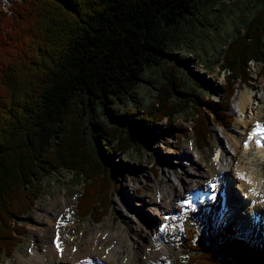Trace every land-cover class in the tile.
I'll return each instance as SVG.
<instances>
[{
	"label": "trees",
	"instance_id": "trees-1",
	"mask_svg": "<svg viewBox=\"0 0 264 264\" xmlns=\"http://www.w3.org/2000/svg\"><path fill=\"white\" fill-rule=\"evenodd\" d=\"M9 1L0 3V260L22 243L27 228L15 217L32 212L46 175L64 169L83 179L79 218L108 214L115 166L102 153L126 155L133 147V133L116 118L137 116L131 102L138 89L151 100L141 119L156 126L167 120L172 129L193 110L186 131L204 149L212 125L229 127L231 97L250 82V61L264 62V0L251 2L255 13L223 53L224 103L205 107L179 90L185 77L167 50L188 44L186 32L202 35L200 18L216 0ZM235 233L208 238L189 227L182 243L189 263L264 264V249Z\"/></svg>",
	"mask_w": 264,
	"mask_h": 264
},
{
	"label": "rangeland",
	"instance_id": "rangeland-1",
	"mask_svg": "<svg viewBox=\"0 0 264 264\" xmlns=\"http://www.w3.org/2000/svg\"><path fill=\"white\" fill-rule=\"evenodd\" d=\"M217 1L218 0H216L215 3L212 1L211 4L214 9L211 10L210 13L209 10L206 11L208 14L200 18L207 24V26L202 27L203 33L201 36H197L195 32L192 34L186 32L188 36L186 37V41H188V44L182 47L174 44L167 50L169 52L167 58L172 59L174 55L176 56L175 64L180 68L181 73H183L185 77V82L180 83L181 88H179V90L187 93V97L193 96L196 98V103L203 107L207 104L213 106L215 102L224 103L227 75L220 69V64L223 61V53L230 37L232 39L239 31L244 32L243 27L248 19L255 13L254 9L250 10L251 2L254 0H223L221 3H217ZM0 3H5V7L11 4L9 0H0ZM249 68L251 73L250 82L246 85L243 84L234 96L231 97L230 112L233 113V120L229 128H224L226 130L231 129L235 125L237 114L241 113L237 112L238 108H235L234 101L242 91H246L248 94L257 92L258 95H264V62L250 61ZM151 72L149 71L146 76H149ZM151 76L154 77L155 74L151 73ZM149 79H151V77H149ZM154 86H156L155 80L149 82L148 87L150 90H152V88L154 89ZM137 93H135L137 96L133 98L134 102H131L134 106L133 108L137 111V116L130 117L127 116L126 113H123L116 118V122L126 126L133 133L135 138L133 147L128 150L126 155L115 151L102 153L103 160L115 166V188L108 214L100 221H94L92 216H87L86 218L77 217L75 206L77 204L78 195L81 194L84 188L83 179H77L75 175L64 169L46 175L43 181L38 184L42 190L32 212L24 216L15 217L16 220L14 223L24 225L27 228V232L22 236V243L14 250L10 257H2L0 264H5L11 258L15 261L19 253L29 257L33 252L34 244H37L39 241L45 242L48 235L51 236L50 239H53L52 236H54V231L50 234L33 231L34 228L31 224L33 223L35 215L42 217L45 208H49L54 199L57 200L65 196L68 204L67 208L64 207L62 213L57 217L61 226L56 232L60 233L61 240H64L65 243L69 242L75 245L82 240L84 233L87 234L86 232L90 230L93 224H106L107 219L113 213L112 210L114 209L113 205L115 199L126 201L128 206L142 210L145 214L150 216L148 217L149 220L156 221L159 220V218H157V212L159 213V211H153V208L150 210L146 209V203L150 200V194H152L156 183L160 184V187H163L164 184H169L170 182V184H173L171 189L174 191V194H178L179 192L183 193V178L187 169L194 170V165L205 173H208L212 169V162L216 160L217 156L216 148L222 138V135L217 134V131H215V128L219 126L212 125L213 136L211 144L209 147L200 150L194 143L193 133L191 131H186V129L192 125V122L189 121V116L193 110L178 117L172 123V129H170L169 126L167 127V120L158 122L159 126H156L141 119L147 106L150 105L151 100L145 99V94L142 96L140 94V89L137 90ZM256 101L257 100L254 101L253 99L250 103V107H254ZM106 107L109 106L107 105ZM250 111L251 108L245 113L247 114V112ZM111 113L112 112L109 110L108 114ZM245 113L242 112L244 116ZM141 130L149 131V133L143 134ZM248 131L250 130L248 129ZM250 138L253 142L256 141L254 135H251ZM93 141L98 145V148L102 147L99 140L95 138ZM189 141H192L195 147V158L197 161L194 165L187 160L184 161L183 158L185 144ZM168 144H171V146H167ZM172 147L179 148V151H177V153L173 152ZM241 149L240 144H237L238 152L232 153L234 165L245 166L244 169L248 175L253 171H257L262 175V180H264V162L263 164H259L254 159V155L252 154L255 152V149H247V155L239 154ZM182 160L184 161L183 163H181ZM177 161H179V163H177ZM169 172L174 175V181L170 180L171 178L168 176ZM178 178L180 180H177ZM249 178L252 177L249 176ZM237 182L238 181L234 179L232 183L229 181L226 184L235 198L239 201L241 200L242 205L240 206L239 203L240 207L238 212L231 214L230 217L228 216L225 222H221L219 219L214 220L215 216L218 217L220 213H223V217L229 215V207L231 206L227 201L229 197L221 199L222 197L218 196V189L220 186H218L217 183H214L216 190L210 195V197H213L211 200H207L205 197L197 201L196 204H190L188 207L184 208L185 210H182L179 215L170 216L169 223L167 224L165 243L170 250L169 258L171 264H189L190 253L184 251L182 247L184 231L187 230L188 227L197 228L199 232L206 237L214 238L221 230L230 226L229 224L235 225V223H237L234 221L236 218H238V221L241 218L239 221L241 223L242 219H244L243 214L248 211L246 209L249 202L246 201L245 195L240 192L236 184ZM205 184L209 186L210 183L206 182ZM222 202L227 203V205L222 206ZM178 204L180 206L182 205L180 203ZM113 216L114 225L123 224L125 229L128 230L127 218L122 217L116 212L113 213ZM231 218L232 220L227 222ZM235 228L237 234H245L246 237H252L253 240L260 245L264 243L263 233H254V230H245L243 227L238 230L236 225ZM41 250L45 251L46 249L43 247Z\"/></svg>",
	"mask_w": 264,
	"mask_h": 264
},
{
	"label": "bare ground",
	"instance_id": "bare-ground-1",
	"mask_svg": "<svg viewBox=\"0 0 264 264\" xmlns=\"http://www.w3.org/2000/svg\"><path fill=\"white\" fill-rule=\"evenodd\" d=\"M253 99L254 101L257 100L256 104L254 107H250ZM234 104L235 108H238L237 112H241L237 114L235 125L229 130L222 127L215 128L216 133L221 134L222 138L216 148L217 156L216 160L212 162V169L205 173L194 165L197 161L195 147L193 142L189 141L185 144L183 158L184 161L187 160L194 165V170L187 169L185 171L183 178L184 192L174 194L171 189L173 184H170V182L164 184L163 187H160V184H155L153 192L150 194V200L146 203V209L153 208V211H159V213L157 212L159 220L151 221L148 219L150 216L142 210L131 208L126 201L115 199L112 211L127 218L128 230L125 229L123 224L114 225L112 213L106 224H93L90 230L86 232L87 234L84 233L82 240L73 245L61 240L60 233L56 232L61 226L57 217L62 213L64 207L67 208L68 206L66 197L62 196L57 200L54 199L49 208H45L42 217L35 215L31 224L34 228L33 231L48 234L54 231L53 239H50L51 236L48 235L45 242L39 241L34 244L31 256L26 257L19 253L15 261L11 258L5 264H90L87 261L90 258L95 259L93 264H171L170 250L165 243L170 216L182 212L190 204H195L197 200H201V197L210 196V193L212 194L216 188L212 184L206 186V182L217 183L220 181L221 186L218 191L223 186L226 188L227 193L223 196V199L229 197L227 201L231 205L229 207L230 213L224 217L223 213H220L218 217L215 216L214 220L219 219V221L225 222L228 216L230 217L231 214L238 212L240 207V201L227 188L226 183L232 179L238 181L240 192L245 195L246 201L249 202L246 209L248 211L245 210L244 219L241 221L243 224L240 223V225L245 230L250 231L252 229L254 233H263L264 235V180H262V175L257 171H253L251 172L253 176L247 174L252 179L246 178L245 166H235L232 157L233 152H238L237 144H240L242 149L239 154L247 155V149H255L252 154L254 159L257 163L263 164L264 95H258L257 92L248 94L246 91H242L235 99ZM249 108H251V111L246 114L245 112ZM242 112L245 113V116ZM251 135L255 136V142L251 140ZM184 161L182 160L181 163ZM168 176H170V180L175 178L170 172ZM178 203L182 205L180 206ZM231 220L232 218L227 222ZM58 240L61 242L59 249L56 246ZM43 247L46 249L45 251L41 250Z\"/></svg>",
	"mask_w": 264,
	"mask_h": 264
},
{
	"label": "snow or ice",
	"instance_id": "snow-or-ice-1",
	"mask_svg": "<svg viewBox=\"0 0 264 264\" xmlns=\"http://www.w3.org/2000/svg\"><path fill=\"white\" fill-rule=\"evenodd\" d=\"M247 146V145H246ZM57 248L59 249V244H57Z\"/></svg>",
	"mask_w": 264,
	"mask_h": 264
}]
</instances>
